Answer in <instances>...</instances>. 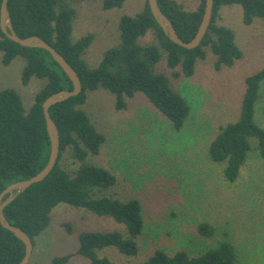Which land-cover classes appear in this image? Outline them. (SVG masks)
<instances>
[{
	"label": "trees",
	"instance_id": "trees-1",
	"mask_svg": "<svg viewBox=\"0 0 264 264\" xmlns=\"http://www.w3.org/2000/svg\"><path fill=\"white\" fill-rule=\"evenodd\" d=\"M95 0H9L8 11L13 27L21 38L38 36L55 48L74 68L82 83V92L50 109V116L60 133V153L53 171L4 209L9 223L23 230L33 241L45 232L51 213L60 204L82 208L99 218H110L125 231L85 232L79 238L78 254L91 264H116L98 252L115 248L128 258L139 254L138 240L145 229L144 209L136 198L122 200L112 192L117 177L90 157L98 156L106 136L92 122L84 106L88 93L99 90L110 93L117 110L143 94L162 114L173 130L181 132L189 119L191 105L175 87L181 77L192 78L199 62L208 54L216 57L214 68L221 72L232 68L243 58L232 29L219 24L222 7L240 5L243 22L251 26L256 19L264 22V0H214L210 27L201 45L186 49L173 43L155 20L148 0L135 16L124 15L118 24L120 42L104 53L97 67L84 59L95 40L89 33L73 41V24L77 17L74 3ZM128 0H103L104 11L120 9ZM2 0H0L1 9ZM161 11L173 24L178 36L192 41L201 26L206 0L194 11H188L177 0H158ZM151 36V41L145 39ZM0 55L4 67L17 58L25 61L21 81L27 86L33 79L44 86L27 108L20 92L7 87L0 90V196L17 182L42 172L49 163L51 141L47 131L43 104L53 94L72 91V81L44 49L22 47L10 40L0 26ZM166 66L171 76L162 70ZM164 66V67H165ZM264 69L246 79L241 115L236 122L221 126L209 144L207 155L217 165H224L223 175L233 184L238 181L252 150L264 160V129L255 121V107L261 95ZM255 141V143H254ZM254 143V144H253ZM8 198H4L3 202ZM68 234L73 226L66 225ZM198 231L214 237L213 225L202 223ZM26 246L0 224V264H20ZM71 256L58 257L53 264H66ZM145 264H239V255L230 240H223L205 251L175 253L156 250Z\"/></svg>",
	"mask_w": 264,
	"mask_h": 264
},
{
	"label": "rangeland",
	"instance_id": "rangeland-1",
	"mask_svg": "<svg viewBox=\"0 0 264 264\" xmlns=\"http://www.w3.org/2000/svg\"><path fill=\"white\" fill-rule=\"evenodd\" d=\"M177 1L188 11L196 10L200 4V0ZM145 2L128 0L122 8L111 11L103 10V0L74 3L77 17L73 41L89 33L95 35L84 57L91 67H97L106 50L119 44L121 17L140 13ZM243 13L240 5L225 6L218 21L234 31L243 58L232 68L217 72L216 57L209 53L205 61L198 63L192 78L176 81L175 88L192 109L181 132L173 130L143 94L130 100L127 109L117 110L110 93H88L84 108L107 139L100 154L90 157L91 162L117 177L114 195L122 200L138 199L145 218L136 257L128 258L115 248L98 252L99 257L116 264H145L156 250L197 253L227 239L236 247L239 264H264V160L257 150H252L238 181L230 184L223 175L224 165L212 163L207 155L220 127L239 119L246 79L264 69V22L256 19L246 26ZM145 41L150 42L151 36ZM1 59L2 55L0 90H18L29 108L45 82L33 79L23 86L25 61L17 58L4 67ZM164 66L162 70L171 76ZM255 121L264 129V82ZM202 223L215 227L214 237L198 231ZM67 224L73 226L72 234H68ZM109 231L125 229L110 218L60 204L51 213L48 229L36 238L29 264H53L55 258L64 256H71L66 264H91L78 254L81 234Z\"/></svg>",
	"mask_w": 264,
	"mask_h": 264
},
{
	"label": "water",
	"instance_id": "water-1",
	"mask_svg": "<svg viewBox=\"0 0 264 264\" xmlns=\"http://www.w3.org/2000/svg\"><path fill=\"white\" fill-rule=\"evenodd\" d=\"M8 3L9 0H2L1 9H0V26L2 32L10 40L14 41L17 44H20L22 47L44 49L48 51L53 57V59L61 66V68L67 74V76L72 81L74 86V89L72 91L65 90L53 94L43 104L47 131L51 141V154L48 165L45 167V169L42 172L32 177L31 179L26 181H20L8 186L0 196V224L2 225L3 228L13 233L20 241L24 243V245L26 246V255L20 264H29L32 251L34 248L33 241L23 230L9 223V221L6 219L4 215V209L13 201H15L18 196L24 193L32 185L42 182L45 178H47L55 168L60 153V133L56 124L53 122L49 111L51 107L59 103H62L64 101H67L70 98L78 96L82 92V83L78 74L76 73L74 68L66 61V59L60 53H58L55 48L50 46L42 38L38 36L21 38L17 35L13 27L11 15L8 11ZM148 3L155 20L160 25L165 35L173 43L189 50L198 48L201 45L212 21L214 0H206L205 13L199 31L196 37L188 43L184 42L178 36L171 21L161 11L158 4V0H148ZM7 195L8 198L3 202L4 198Z\"/></svg>",
	"mask_w": 264,
	"mask_h": 264
}]
</instances>
